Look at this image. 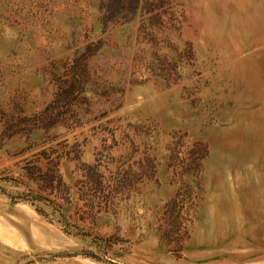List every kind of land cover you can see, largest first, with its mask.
<instances>
[{"label": "rangeland", "instance_id": "374dc122", "mask_svg": "<svg viewBox=\"0 0 264 264\" xmlns=\"http://www.w3.org/2000/svg\"><path fill=\"white\" fill-rule=\"evenodd\" d=\"M0 264H264V0H0Z\"/></svg>", "mask_w": 264, "mask_h": 264}, {"label": "bare ground", "instance_id": "6f19581e", "mask_svg": "<svg viewBox=\"0 0 264 264\" xmlns=\"http://www.w3.org/2000/svg\"><path fill=\"white\" fill-rule=\"evenodd\" d=\"M250 8V7H249ZM30 226V225H29ZM40 227V226H39Z\"/></svg>", "mask_w": 264, "mask_h": 264}]
</instances>
